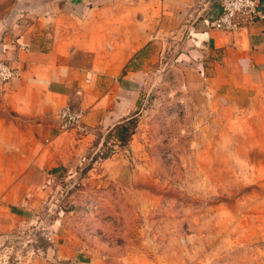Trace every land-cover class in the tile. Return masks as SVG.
Segmentation results:
<instances>
[{"label":"rangeland","instance_id":"rangeland-1","mask_svg":"<svg viewBox=\"0 0 264 264\" xmlns=\"http://www.w3.org/2000/svg\"><path fill=\"white\" fill-rule=\"evenodd\" d=\"M205 1H0V44L14 41V17L31 22L42 46L76 47L95 32L145 48L133 83L139 105L120 123L134 134L123 141L115 129L97 131L74 162L21 177L34 189L13 200L30 210L0 233V264H264V98L244 109L200 93L180 2ZM22 97L18 109L0 108L5 173L31 152V90ZM71 131L88 133L83 118ZM16 180L0 178V201Z\"/></svg>","mask_w":264,"mask_h":264},{"label":"crops","instance_id":"crops-1","mask_svg":"<svg viewBox=\"0 0 264 264\" xmlns=\"http://www.w3.org/2000/svg\"><path fill=\"white\" fill-rule=\"evenodd\" d=\"M106 5L100 10H105ZM186 5L189 7L180 2V20L188 21L184 27L189 31L190 44L194 45L191 53L198 57L193 76L202 82L200 93L208 103L216 95L224 105L253 107L264 98V17L239 32L224 33L206 24L221 11L216 3L206 0L205 4ZM14 19L7 26L17 35L13 42L8 35L0 44V60L17 68L20 75L6 85L7 91L0 88V108L18 109L24 99L23 91L31 90V106L27 109L31 112L33 133L31 152L23 165L17 164L10 173H5L3 164L0 165V178L5 175L17 178L0 201V233L15 225L20 210H30L13 200L20 188L28 192L34 189L28 180L23 184L21 177L29 179L39 169L49 174L53 160L60 158L64 166L69 165L93 144L95 132L112 130L131 116L139 105L137 78L143 68L145 50L136 42L111 44L109 37L103 41L95 32L89 33L84 43L76 42V47L70 42L42 46L31 22L20 24L24 28L19 33L20 25ZM5 26L0 21V32ZM16 86L23 90H14ZM73 104L84 112L83 123L88 133L81 139L75 138L74 131L63 132L59 126V113Z\"/></svg>","mask_w":264,"mask_h":264},{"label":"built area","instance_id":"built-area-1","mask_svg":"<svg viewBox=\"0 0 264 264\" xmlns=\"http://www.w3.org/2000/svg\"><path fill=\"white\" fill-rule=\"evenodd\" d=\"M220 7V13L206 24L211 29L224 33L239 32L254 25L264 17L262 9L264 0H207ZM19 70L11 64L0 60V84L9 82L19 76ZM83 112L67 105L60 113V129L63 132L81 124Z\"/></svg>","mask_w":264,"mask_h":264},{"label":"trees","instance_id":"trees-1","mask_svg":"<svg viewBox=\"0 0 264 264\" xmlns=\"http://www.w3.org/2000/svg\"><path fill=\"white\" fill-rule=\"evenodd\" d=\"M120 125L116 126L114 129L117 132L119 138L123 141H126L134 134V131L125 122L122 124V126Z\"/></svg>","mask_w":264,"mask_h":264}]
</instances>
